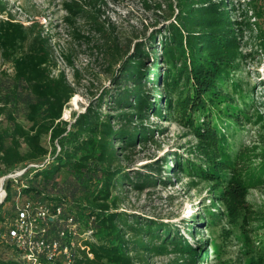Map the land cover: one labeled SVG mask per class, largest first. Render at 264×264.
<instances>
[{"label":"rangeland","instance_id":"1","mask_svg":"<svg viewBox=\"0 0 264 264\" xmlns=\"http://www.w3.org/2000/svg\"><path fill=\"white\" fill-rule=\"evenodd\" d=\"M68 1L0 0L5 10L0 19L10 15L25 26L36 25L35 33L49 37L57 64L53 73L63 71L73 89L62 114L68 122L105 99V92L114 87L113 73L132 53L134 43H142L144 51L151 53L144 58L143 70H149L144 87L150 92L155 77L156 90L149 100L160 113H149L144 121L153 131L152 141L141 146L136 143L121 164L130 173L145 172V164L170 158L171 170L161 173L168 178L166 185L155 183L143 191L122 189L119 209L170 228L174 235L160 230L159 234L177 236L190 253L181 254L170 246L162 254H147L146 264H187L180 256H191L192 264H264V0H78L84 12L74 28L82 38L74 36L65 21L63 3ZM209 4L219 10L218 21L206 23L210 27L206 32L225 35L232 43L217 51L225 62L221 67H228L229 73L223 72L222 80L207 81L201 89L204 92L211 84L208 92L220 93L212 94L215 107L208 103L210 93L185 82V75L178 79L176 71L164 72L162 60L158 70L151 68L158 61L163 37L156 35L152 42L153 29L175 23L182 12L202 17V8ZM147 6L158 9L147 10ZM213 14L205 16L210 19ZM167 16H171L169 21H163ZM102 36L121 50L122 58L111 69L101 46ZM188 63V59L182 61V65ZM4 72L11 74L12 69L0 57V81L6 80ZM165 79L173 85H167ZM233 83L238 87L233 88ZM110 106L108 101L102 112L115 114ZM9 113L28 125L24 107L8 106L0 117V133L10 129ZM43 143L51 151L47 140ZM6 176L0 173V179ZM5 208L9 210L8 202ZM9 252L0 249V261L6 262Z\"/></svg>","mask_w":264,"mask_h":264},{"label":"trees","instance_id":"2","mask_svg":"<svg viewBox=\"0 0 264 264\" xmlns=\"http://www.w3.org/2000/svg\"><path fill=\"white\" fill-rule=\"evenodd\" d=\"M63 7L67 12L65 21L73 28V35L82 38L74 26L83 16L84 6L78 0H69ZM150 9L158 8H147ZM202 9V17L198 13L185 15L186 12H182L174 18L175 23L160 27L162 29L155 28V33L150 34L152 42L156 35L163 36L158 61L151 68L158 70L162 60L166 67L164 72L176 71L178 79L185 75V82H193L200 92L207 81L222 80L220 75L229 73L227 66L221 67L225 62L217 51L232 45L227 36L205 30L210 28L205 26L206 23L213 19L218 21L219 10L213 4ZM212 11L213 18H207L205 15ZM4 12L0 5V13ZM170 18L164 17L163 21ZM35 28L36 25L25 26L10 15L0 19V57L9 62L12 69L11 74L4 72L6 80L0 81V117L8 106L14 109L22 106L28 124L18 122L9 113L10 129L5 134L0 133V173L25 169L21 176L4 183L7 198L0 204V221L10 214L5 205L12 198L15 187L22 196L62 205L67 212L90 223L94 240L85 244L92 258L78 253L74 264H146L147 254H162L170 246L181 254L190 253L189 247L182 246L177 236L163 238L159 234L160 230L165 235H174L170 228L119 209L123 202L122 189L130 187L143 191L155 183L166 185L168 178H163L161 173L171 170L170 158L145 164V172L130 173L121 164L122 159H128L126 153H131L136 143L141 146L152 141L153 131L144 125V121L148 120L149 113H160L158 108H152L155 104L149 100L156 90L155 77L150 92L147 93L144 87L149 72L143 70L144 58L148 59L151 53L144 51L142 43H134L132 53L123 58L121 66L113 73L114 87L105 92V99H99L75 115L73 122H68L62 119V114L73 96V89L63 71L53 73L57 64L50 39L35 33ZM102 37L101 46L111 69L113 63L122 58L121 50L113 40ZM213 50L216 53L211 54ZM186 59L188 65H182ZM183 67H186L185 72ZM129 81L131 86H128ZM164 82L173 85L166 79ZM211 87L210 84L204 90L210 93L208 103L215 107L217 100L212 94L219 96L220 93L208 92ZM232 87H238L237 83ZM108 101L112 104L113 115L102 112ZM226 135L221 138L225 140ZM44 139L51 151L43 143ZM175 163L178 165L176 158ZM188 257L180 256V260L192 264V257Z\"/></svg>","mask_w":264,"mask_h":264},{"label":"built area","instance_id":"3","mask_svg":"<svg viewBox=\"0 0 264 264\" xmlns=\"http://www.w3.org/2000/svg\"><path fill=\"white\" fill-rule=\"evenodd\" d=\"M24 172L25 169H20L0 179V204L7 198L5 181ZM12 190V198L8 201L10 214L0 221V249L10 251L11 257L0 262L74 264L78 253L92 258L85 244L94 240L90 223L67 212L62 205L22 196L15 187Z\"/></svg>","mask_w":264,"mask_h":264}]
</instances>
